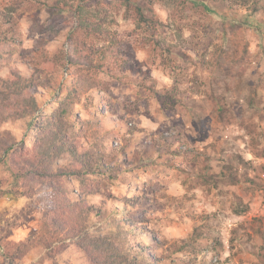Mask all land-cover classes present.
<instances>
[{
  "label": "rangeland",
  "instance_id": "rangeland-1",
  "mask_svg": "<svg viewBox=\"0 0 264 264\" xmlns=\"http://www.w3.org/2000/svg\"><path fill=\"white\" fill-rule=\"evenodd\" d=\"M13 74L47 116L79 84L69 142L104 156L89 232L118 224L137 264H264V0H0V77ZM22 101L7 100L18 116L0 141L27 155ZM4 156L0 264H87L44 227L50 188L22 196ZM63 184L75 200L77 182Z\"/></svg>",
  "mask_w": 264,
  "mask_h": 264
},
{
  "label": "trees",
  "instance_id": "trees-1",
  "mask_svg": "<svg viewBox=\"0 0 264 264\" xmlns=\"http://www.w3.org/2000/svg\"><path fill=\"white\" fill-rule=\"evenodd\" d=\"M64 75L65 78L68 77L67 69ZM61 85L58 83L59 88ZM31 89L34 90L32 81L18 74L11 75L10 79L0 77V123L17 118L18 115L13 116L6 111V102L12 95H19L23 100L19 117H31V127L36 130L33 147L27 155L24 141H0L1 155L6 157L11 151L10 159L15 176L24 181L21 195L33 196L35 189L42 184L50 188L55 206L46 217L51 215L54 219L51 220L53 224L43 223L44 227L47 229L51 225L56 232H64L69 239H73L75 246L84 252L87 264H137V257L125 248L118 224L111 235L88 231L89 215L94 207L86 203L85 197L99 192L95 177L101 175L99 162L104 156L100 151H88L85 154L83 149H87L84 145L69 142L65 120L71 115L73 105L78 100L79 84L71 87L49 116L38 105L36 92L30 93ZM85 145L90 146L89 143ZM65 154L69 156V163L55 168L56 161ZM16 155L20 158L19 161L14 159ZM64 181L77 182L78 187L74 190L78 197L75 200L70 199L69 193L72 191L65 187ZM95 211L100 214L99 209Z\"/></svg>",
  "mask_w": 264,
  "mask_h": 264
},
{
  "label": "crops",
  "instance_id": "crops-1",
  "mask_svg": "<svg viewBox=\"0 0 264 264\" xmlns=\"http://www.w3.org/2000/svg\"><path fill=\"white\" fill-rule=\"evenodd\" d=\"M92 92V91H91Z\"/></svg>",
  "mask_w": 264,
  "mask_h": 264
}]
</instances>
